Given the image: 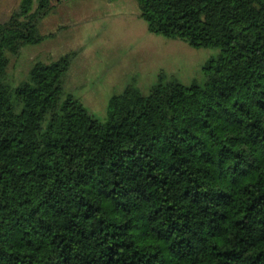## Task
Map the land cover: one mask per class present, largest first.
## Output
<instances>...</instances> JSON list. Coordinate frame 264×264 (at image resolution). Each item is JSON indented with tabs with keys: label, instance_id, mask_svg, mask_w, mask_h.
I'll return each instance as SVG.
<instances>
[{
	"label": "trees",
	"instance_id": "1",
	"mask_svg": "<svg viewBox=\"0 0 264 264\" xmlns=\"http://www.w3.org/2000/svg\"><path fill=\"white\" fill-rule=\"evenodd\" d=\"M51 1L0 22V264H264V0H135L149 32L220 53L202 84H128L104 121L64 90L70 54L2 81Z\"/></svg>",
	"mask_w": 264,
	"mask_h": 264
},
{
	"label": "rangeland",
	"instance_id": "2",
	"mask_svg": "<svg viewBox=\"0 0 264 264\" xmlns=\"http://www.w3.org/2000/svg\"><path fill=\"white\" fill-rule=\"evenodd\" d=\"M20 1L0 0V22ZM37 25L41 41L6 53L3 83L15 87L28 79L36 62L70 54L64 90L101 121L108 117L110 98L128 84L143 94L159 81L202 84L206 62L220 53L218 47H193L149 32L135 0H52Z\"/></svg>",
	"mask_w": 264,
	"mask_h": 264
}]
</instances>
